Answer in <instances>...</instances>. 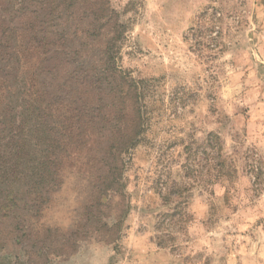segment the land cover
Wrapping results in <instances>:
<instances>
[{"label":"rangeland","instance_id":"rangeland-1","mask_svg":"<svg viewBox=\"0 0 264 264\" xmlns=\"http://www.w3.org/2000/svg\"><path fill=\"white\" fill-rule=\"evenodd\" d=\"M24 1L0 0V18ZM106 1L118 65L144 82L145 133L110 203L64 164L25 218L55 253L21 251L4 221L0 264H264V0Z\"/></svg>","mask_w":264,"mask_h":264},{"label":"trees","instance_id":"trees-1","mask_svg":"<svg viewBox=\"0 0 264 264\" xmlns=\"http://www.w3.org/2000/svg\"><path fill=\"white\" fill-rule=\"evenodd\" d=\"M27 3L0 18V235L4 221L15 225L21 251L45 242L46 233L33 235L25 218L49 200L64 164L88 168L98 189L91 203H110L124 183L122 154L145 133L144 82L118 65L117 31L103 21L112 16L107 1L33 0V9ZM92 37L99 40L91 48ZM89 220L70 233L86 230ZM45 249L55 253L50 239L40 259Z\"/></svg>","mask_w":264,"mask_h":264}]
</instances>
